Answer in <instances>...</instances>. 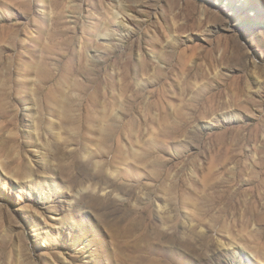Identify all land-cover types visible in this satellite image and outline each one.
<instances>
[{
	"label": "rangeland",
	"instance_id": "1",
	"mask_svg": "<svg viewBox=\"0 0 264 264\" xmlns=\"http://www.w3.org/2000/svg\"><path fill=\"white\" fill-rule=\"evenodd\" d=\"M0 264H264V0H0Z\"/></svg>",
	"mask_w": 264,
	"mask_h": 264
}]
</instances>
